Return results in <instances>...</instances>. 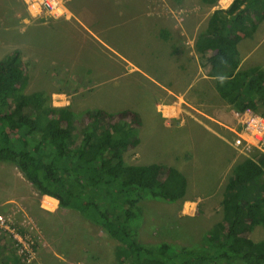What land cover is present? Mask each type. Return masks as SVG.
<instances>
[{
  "label": "trees",
  "instance_id": "obj_1",
  "mask_svg": "<svg viewBox=\"0 0 264 264\" xmlns=\"http://www.w3.org/2000/svg\"><path fill=\"white\" fill-rule=\"evenodd\" d=\"M208 7L214 6L217 0H202ZM243 5V8H240ZM264 0H234L227 9L215 8L206 13L207 7L202 11L200 18L185 20L194 33V44H190L185 34L175 33V42L171 47L181 51L185 58L182 60V72L188 73L197 67V57L190 54L194 51L199 55L208 50L214 51L209 58L211 65L210 75L223 77L235 68L227 63L230 35L236 26L243 20L248 23L251 18L256 17L257 21L264 18L262 9ZM244 12L248 16H244ZM250 16V17H249ZM195 26L199 27L195 30ZM256 24H251L255 30ZM245 34L246 31H243ZM169 35L172 33L168 32ZM19 51L5 55L0 60V162H12L25 176L35 185L39 193L57 195L61 198V205L73 207L81 211L90 221L100 226L104 232L117 241L125 244L124 248L117 250L119 264H203L215 263L220 259L228 261H240L243 264H264V239L254 241L247 238L244 233L251 231L255 226L261 225L264 228V196L261 192H250L257 177L264 174V155L253 158V162L247 160L235 168L232 177L225 188L223 204V217L204 236L201 244L178 247L169 242H158L141 246L130 235L126 225L131 220V211L125 209L124 200L130 194V190H145L147 199L166 200L169 195H180L184 190V179L175 170L170 168L166 179L163 182L149 172H158L159 167L151 165L147 167H129L123 165L122 150L124 146H117L124 142L113 140L108 131L102 132L101 139L91 142L89 138L81 139L78 149L73 155H79V161L73 170L81 179L71 182L62 181L61 175L65 172L55 173L57 169H65L58 158L48 160L42 172L45 174L34 175L41 164L36 163L38 151L32 147H21L13 149L14 145H22L17 140L8 138L4 131L21 128L23 139L37 136L45 139L56 134L55 120L47 116L49 114L63 115L61 123L65 124V131L70 136V129L75 115L67 107L54 108L43 101L42 93L32 92L21 94L26 83V76L23 74L20 62ZM234 55L236 49L234 46ZM228 68L230 71H228ZM237 74L222 86L223 80H216L217 90L222 98L230 102L236 99H248L253 103V97L264 105V89L256 87L252 79L264 80V71L257 69L237 70ZM47 111L46 114L39 113V110ZM34 112V115L26 113ZM20 123L22 126H19ZM92 132H88L90 137ZM93 136H97L96 133ZM71 142V149L72 150ZM59 162V163H58ZM134 168V169H131ZM86 184L94 187L95 192H88L85 196L84 190L78 189L79 195H72L69 186H80L83 189ZM107 188V195L99 190ZM58 189L67 190L70 199L74 202L63 200ZM256 191H264L263 184H256ZM86 201L88 205L86 204ZM254 226V227H253ZM254 230V229H253ZM17 263V259L8 258L3 264Z\"/></svg>",
  "mask_w": 264,
  "mask_h": 264
},
{
  "label": "clouds",
  "instance_id": "obj_2",
  "mask_svg": "<svg viewBox=\"0 0 264 264\" xmlns=\"http://www.w3.org/2000/svg\"><path fill=\"white\" fill-rule=\"evenodd\" d=\"M165 5L163 8L164 13L167 17V23H171L172 25L176 22L175 19L171 20L168 17H176L177 21L184 25V28L188 31V33L183 31L187 37L188 35L192 34V37H189L188 41L190 44H194L195 35L192 33L191 27L188 23H186L185 19L188 18L190 13L197 12V18H200L202 15V11L205 7H207L206 13L213 11L215 8L221 9H228L230 5L233 3L234 0H217L214 6L208 7L206 6L202 0V4H192V5H183L177 4L179 0H165ZM188 1V0H185ZM30 2L32 0H22V7L19 13L15 15V21L21 28L24 29L25 34L30 28H36L37 30L41 27H37V23L42 21L43 18H51V19H68L72 17L71 10L68 7V0H61L62 7H60V13L55 16L52 15L49 10L44 8L40 10L38 13V9H34ZM240 8H243L241 5ZM70 10V12H69ZM183 12V14L181 13ZM264 13V8L262 9ZM245 17L248 16V13L244 12L243 14ZM250 17V16H249ZM257 17V16H256ZM256 17H250L251 20L248 23L243 22L246 20L241 21L232 34L230 35V44L228 49V59L227 63L235 68V71H230V74H226L223 77H216L210 75L211 65L209 63V58L214 55V51L208 50L204 54L199 55L194 51H190V54H195L197 57V67L195 70H189L190 75L188 79H194V84L199 86L200 83L210 84L213 82L214 84V93L217 99L222 104H227V111L230 114V121L229 125H223L226 128L225 134H223V142L227 145L226 151L224 150V154L219 161V164L214 166L210 164H203L201 161V156L206 152H211V149L202 148L199 150H186L185 156L181 159L177 158V164H141L139 162V156L137 154V148L141 145V133L138 132L141 126V117L139 116L138 112L144 106L136 108V110H131L127 108H121L117 110L107 111L102 107H95L94 105L89 104V98L85 97L82 94V97L79 99H75V105L73 104V100L69 102L68 95L66 98L65 93L61 94L58 91L52 92V102L49 99L44 97L43 90H35L34 92H41L43 96V101L54 108H61L67 107L70 111H72L75 115V118L72 122V128L70 129V136L65 131L64 127L65 124L61 123V119L64 117L63 115L49 114V118L54 121L55 120V129L56 134L53 135L51 138L47 137L45 139L37 136L36 138L31 139L32 137H28L27 140L23 139L21 144L22 145H14L12 148L17 150L19 147H32L33 149L38 151V157L41 154H48L47 159L43 162H39L36 160V163L42 165V167H38L34 175L42 174L41 170L45 167L48 160L51 158H58L60 164L65 166V169H57L55 173L65 172L61 175L62 181L71 182L73 180L79 181L81 178L75 174V178L73 174L74 168L79 161V155H73V151L78 149L81 139L89 138L91 142H95L102 137L103 131H108L113 140L118 141L121 137H124V142H119L117 146H124L122 150V158L121 161L123 165H127L129 167H147L151 165H156L159 167L158 172H149L150 174L154 175L158 181L163 182L170 170H175L179 173L184 179V190L183 193L180 195L171 194L166 200H157V199H147L145 196V190L147 189H140V190H130V194L124 200V207L131 211V220L128 221L126 227L129 230L130 235L139 243L141 246L146 247L151 244H155L158 242H168L166 240H159L154 242H147L144 241L141 237H139V225L143 223L145 213L142 204L140 201L142 199L149 200L155 203H176L179 202L182 205L180 213L186 215L188 217H193L196 211H203L202 208H197L199 202H202L206 206H216L220 202L221 206V217L219 220L214 221L206 233L202 236L199 241H194L189 244H179L176 242H169L171 244L177 245L178 247H185V246H192L201 244L205 235L216 225L218 222H221L223 217V204L225 198V188L228 181L234 177L235 168L242 165L247 160L253 162V158L257 157L258 155H264V105L260 104V101L253 97V103L256 105L255 107L252 104L248 103V99H236L233 102H230L227 98H222L217 90L216 80L220 79L223 80L222 86L229 80H232L234 76L237 74V70H247V69H257L264 71V48L260 49V46L264 44V18L257 21ZM251 24H256L255 30L251 29ZM195 30L199 27L195 26ZM170 25L166 24L165 27L160 29L158 37H160V41L163 44L171 43L175 37L169 35L168 32L172 33ZM243 31H246L245 34ZM12 33V31H9ZM2 45H0L1 47ZM234 46L236 49V55H234ZM15 48L14 50L17 51ZM6 51V50H5ZM2 52V51H1ZM7 52V51H6ZM4 54H6L3 50ZM3 54V55H4ZM1 55V57L3 56ZM36 64V63H35ZM36 68V66H35ZM62 68L53 67L49 73V78L43 76L40 80H51V75L54 72L57 73L56 77L58 80L64 83L65 80H75L74 78H69L68 74L72 71L74 74L78 76V82L76 83V88L81 93L88 91V86H84V88H78L77 86L81 82V77L76 72L75 69H71L68 72L61 71ZM127 71V69H126ZM23 72V70H22ZM24 74V72H23ZM92 71L88 69V74L86 79L87 80H117L120 77L118 74L117 77L110 79L105 78L103 76H91ZM25 75V74H24ZM55 75V74H54ZM26 76V75H25ZM123 78V77H122ZM27 80V76H26ZM88 81L85 82L87 84ZM206 82V83H205ZM253 84L256 87H260L264 89V80H257L252 79ZM25 87V85H24ZM20 89V93L22 94V90ZM201 87V86H200ZM43 88V87H42ZM67 88V85H66ZM45 91V90H44ZM67 92V91H66ZM113 93L110 90H106L104 93L95 94L93 100L96 102L103 101V98L109 94ZM25 94V93H23ZM57 95V97H56ZM150 99V98H149ZM148 99V100H149ZM148 103V102H147ZM153 106L159 114L160 123L165 126L166 120H163L165 115L163 114L164 105L157 107V99L153 101ZM84 111L79 112V110L83 109ZM26 113L33 115L34 112L26 111ZM82 115L88 118V122L82 126V129H76L77 121L82 118ZM105 118H117L116 122H105ZM173 122L170 125H166V128H172ZM88 132H92V135L89 137ZM138 133V136H135V133ZM96 133L97 136H93ZM3 134H6L8 138H13L12 136V129L10 131H4ZM83 137V138H82ZM9 140V139H8ZM19 142V140H17ZM71 142L72 150L71 149ZM248 144H251V147L248 148ZM136 148V149H134ZM130 149L131 153L133 154L132 160L126 158V162L124 160V152ZM200 157V159H199ZM183 161H193V165H187L185 167L182 166ZM58 162V163H59ZM12 163V162H11ZM17 169L18 167L12 163ZM134 169V168H131ZM231 169V171H230ZM136 170V169H134ZM18 171L23 175L27 180V189L31 190L33 193L37 194V202H38V209L45 212L47 215L44 217H38L37 215L33 218H29L23 212V218L18 222L15 221L14 215L5 216L6 222L8 224V229H5L9 233L10 241L12 245L4 248L12 252L11 259H17L16 264H31L32 262H37L39 264H43L45 260V254L48 252L46 248L51 246L44 243V238L49 240H53L54 237H74L77 243V254H78V263L81 264H102L100 261H103V264H119L117 258V250L119 248H124L125 244L122 241H117L114 238H111L107 235L103 229L94 224L90 221L81 211L76 210L73 207L63 206L61 205V198L57 195H50L46 193H39L38 188L33 185V183L25 176V174L18 169ZM137 171V170H136ZM202 171L204 173H209L214 175L213 177H204L199 178L197 177V173ZM45 174V173H44ZM228 174V175H227ZM220 175H224L222 179L227 180L224 184L221 191H214L218 188L217 181L220 179ZM227 176V177H226ZM49 176L45 174V179H48ZM71 178H73L71 180ZM188 178V179H187ZM205 180V181H213V183L207 187L211 192H214L212 199L203 198L201 197L200 193H196V182L197 180ZM71 180V181H70ZM189 181V182H188ZM264 181V174L261 173L256 181L252 183V186H249V191L251 192L252 189L254 192H261L264 196V191H256L254 189L256 184H263ZM21 187L26 190L24 183L22 182ZM69 189H72V192H69L72 195H79L78 189L84 190L85 196L88 192H95L96 190L94 187H90L86 184V187L83 189L80 186H69ZM107 188L99 190L100 192L107 195L106 192ZM148 191V190H147ZM60 193L63 200H67L70 202H74L75 199H70L68 196L70 194L67 190L58 189L56 191ZM66 193L67 196L64 197L63 193ZM226 194V193H225ZM88 205L87 201L86 204ZM62 210H69L67 218L64 219L62 216ZM2 215V214H0ZM4 216V215H3ZM70 216L74 217L73 221H70ZM194 222H190L192 219H196ZM179 220H186L187 224H193L200 219V216L193 217V218H178ZM27 222L28 229L25 228L24 223ZM186 224V226H187ZM175 226L178 225L175 223ZM186 226L184 228V232L186 230ZM98 228V232L93 233V228ZM254 227V226H253ZM12 229V231H11ZM254 229V230H253ZM251 231L245 232L244 235L249 238L253 239L254 241H258L264 239V237L257 238V235L262 236L264 232V228L261 225L255 226ZM103 236H100L102 235ZM17 235V236H16ZM101 237L106 241L107 244H112V250L110 251L109 255L106 258H102V250L95 246L96 239ZM2 249V250H4ZM39 250L42 252L39 254ZM1 251V250H0ZM8 259V258H7ZM6 259V260H7ZM5 260V261H6ZM4 261V262H5ZM3 262V263H4ZM0 263V264H3ZM203 264H243L240 261H228L225 259H220L215 263H203Z\"/></svg>",
  "mask_w": 264,
  "mask_h": 264
},
{
  "label": "crops",
  "instance_id": "obj_3",
  "mask_svg": "<svg viewBox=\"0 0 264 264\" xmlns=\"http://www.w3.org/2000/svg\"><path fill=\"white\" fill-rule=\"evenodd\" d=\"M200 0H179L177 4L192 5L202 4ZM165 0H68V7L72 17L68 19L43 18L37 23L36 28H30L28 44L30 49L25 53L36 57L35 63L44 59L50 60L49 68H62L61 71L76 69L80 63L85 64L92 71L91 76H103L113 79L120 74L124 80H145L143 78H130V72L138 70L144 74L153 87L148 86L150 92L148 103L138 112L141 117V145L137 148L139 162L141 164H164L155 156L161 149L166 148V143L172 145L176 151L175 157L181 159L186 150L211 149L201 156L206 164L218 165L226 151L227 145L223 142V134L229 125L230 114L227 104H222L214 93V84L201 86L198 91L195 80H189V73L182 72V60L185 55L171 47L175 39L168 44H159L160 29L166 24L170 25L172 34L183 32V25L176 17H168L176 22L167 23L166 14L163 11ZM22 8V0H0V43H4L6 32L12 31V42L16 45L22 42L21 26L15 21V15ZM69 10V12H70ZM183 14V12L181 11ZM197 12L190 13L185 20L196 19ZM123 25V27H122ZM3 34H2V33ZM172 35V36H173ZM2 36V37H1ZM133 37L145 38L142 47L133 45ZM175 37V36H173ZM3 38V39H2ZM54 46H48L53 44ZM119 42L126 47L119 49ZM17 48L22 49L19 45ZM143 58L151 61H162L170 66L165 72L169 73V80H155L142 70V66L130 57V52H141ZM7 53L6 51H4ZM4 53L0 50L1 55ZM37 67V63L35 64ZM146 68H148L146 66ZM127 69V71H126ZM57 75L56 72H54ZM44 77L49 78V75ZM69 78L79 80L72 71ZM43 77H41L42 79ZM176 79V80H174ZM87 80V79H85ZM132 86L127 82V89ZM194 91L192 94L191 91ZM157 99V107L164 105L163 120L165 126L160 123L158 112L153 106ZM137 105L133 103L136 110ZM173 122L172 128H166ZM160 132L158 138L155 134ZM136 149V148H134ZM216 149V151H214ZM48 154H41L36 160L43 162ZM200 159V157H199ZM178 162L173 160V163ZM193 165V161H183L182 166ZM41 173L44 174L45 172ZM12 181L25 185V192L19 194L15 200L10 196L0 193V214L4 216L14 215V220L23 218V212L29 218L44 217L47 214L38 209L37 194L27 189V180L11 162H0V182ZM188 179V178H187ZM69 210H62V216L67 218ZM6 212V213H4ZM28 229L27 222L24 223ZM44 243L51 246L46 248L43 264H74L78 263L77 243L74 237H54L53 240L44 238ZM12 245L9 233L0 227V250ZM42 252L39 250V254ZM8 264H12L10 261Z\"/></svg>",
  "mask_w": 264,
  "mask_h": 264
},
{
  "label": "rangeland",
  "instance_id": "obj_4",
  "mask_svg": "<svg viewBox=\"0 0 264 264\" xmlns=\"http://www.w3.org/2000/svg\"><path fill=\"white\" fill-rule=\"evenodd\" d=\"M23 9V7H22ZM264 24V22L262 23ZM123 27V25H122ZM1 31V30H0ZM183 31L188 33V31L184 28L183 25ZM22 32H24V29H22ZM2 33V32H1ZM30 31L28 30L25 34L22 35V42L13 45L12 42V33L6 32V37L4 43H0L2 45L0 47V50L3 52V50L7 51L6 54H4L1 59L5 55H9L13 53L15 48L17 46L21 45L22 49H16L19 53V62L21 69L23 70L24 74L27 76V80L25 83V87L22 90V93H32L35 90L42 91L43 89V96L49 99L50 102H52V92L58 91L61 94H64L66 98L68 95L69 102L73 100V104L75 105V99H79L83 96L90 97L89 98V104L94 105L95 107H102L107 111L117 110L121 108H127L134 110L133 103L137 105L136 108L142 107L147 104L149 99L150 92L147 90L148 86L153 87V83L149 82L147 77L144 74H141L138 70L130 72L128 77L130 78H143L145 80H124L125 77L119 78L117 80H85L88 74V69L85 64L80 63V65L75 69L76 72L81 77V82L77 86L78 88H86L88 86V91H85L84 93H81L76 88V83L78 80H65L64 83L61 82V80H58L56 75H51V80H40L41 77L45 76L46 74L49 75L51 71V67L49 68L46 66L47 64H50V60L44 61V59L36 62L37 67L35 68V56L33 55H27L25 53L30 49V45L28 44V37H29ZM3 34V33H2ZM173 35V34H172ZM2 37V36H1ZM3 39V38H2ZM145 38L143 37H133L131 39L132 46H140L142 47L144 43ZM55 39H53V44L48 46H54ZM159 44L162 45V42L159 41ZM126 46L119 42L118 48L123 49ZM264 48V44L260 46V49ZM139 53H132L130 52V57L133 61H136L139 65H141L143 68L142 70L148 74L152 79L155 80H169V73L165 72L169 68H171L168 65H165L162 61H151V60H145L143 58V54ZM0 59V60H1ZM146 66L148 68H146ZM176 80V79H174ZM194 80V79H189ZM87 84H85V82ZM127 82H130L132 86H129L127 89L126 84ZM206 83V82H205ZM199 86H197L198 91L201 89L200 86H205V84L199 81ZM67 85V88H66ZM43 87V88H42ZM106 90H110L113 93L105 96L103 98V101L96 102L93 100V97L95 94L104 93ZM67 91V92H66ZM192 94L194 91H191ZM57 97V95H56ZM84 111V108L79 110V112ZM39 113L46 114L47 111L41 109L39 110ZM34 115V113H33ZM49 118V115L47 116ZM116 122L117 118H105V122ZM88 122V118L82 115V118L77 121L76 129H82V126L85 125ZM19 126H22L20 123H18ZM19 130L12 129V139L19 140V143L22 142L23 138H25L22 135V132ZM135 136H138L137 132H134ZM158 138L160 137V132L155 134ZM164 136L162 137V141L160 143H163L166 148L161 149L158 153H155V156L161 159L164 163L173 162V160H177L178 157H175L176 151L173 150L172 145L164 142ZM216 151V149H214ZM124 160L126 162V158L129 160H132L133 154L131 153L130 149L126 150L123 154ZM203 164H206V161H201ZM127 163V162H126ZM231 171V169H230ZM228 175V174H227ZM199 178L204 177H213L214 175L209 173H204L202 171H199L196 175ZM224 175H220V179L217 181L218 188L217 190H214L216 192L221 191L224 184L227 182L226 178L222 179ZM227 177V176H226ZM189 182V181H188ZM213 181H205V180H197L196 182V193H200L201 197L212 199V196L214 195V192H211L207 187H209ZM0 193H2L4 196H10L15 197L13 199L17 200L19 199V194L24 193V189L21 187L20 184L14 183L12 181H3L0 182ZM64 197L67 196V194L63 193ZM2 199V198H1ZM0 199V200H1ZM140 204H142L145 217L143 220V223L139 225V237H141L144 241L147 242H154L159 240H166L168 242H176L179 244H189L194 241H199L202 236L206 233V231L209 229L210 225L214 222L220 219L221 217V206L220 202L212 207V206H206L202 202H199L197 205V208H202L203 211L199 212L196 211L194 213L193 217L200 216V219L193 223V224H187L186 220H179L178 218L186 217V218H193L188 217L186 215H183L180 213V210L182 208V205L179 202L174 203H155L149 200L142 199L140 201ZM6 213V212H4ZM74 217L70 216V221H73ZM196 219L190 220V222L196 221ZM175 223L178 225L175 226ZM187 224V226H186ZM186 226V230L184 232V228ZM98 232V228H93V233L96 234ZM100 236H103L100 235ZM257 238L264 237V232L262 236L257 235ZM101 237L96 239L95 246L102 250V258H106L110 251L112 250V244H107L105 240L100 239ZM12 252L8 250H1L0 251V263H3L7 258L11 257ZM103 264V261H100ZM31 264H39L37 262H32ZM68 264V263H67ZM74 264H81V263H74ZM98 264V263H97Z\"/></svg>",
  "mask_w": 264,
  "mask_h": 264
},
{
  "label": "built area",
  "instance_id": "obj_5",
  "mask_svg": "<svg viewBox=\"0 0 264 264\" xmlns=\"http://www.w3.org/2000/svg\"><path fill=\"white\" fill-rule=\"evenodd\" d=\"M30 4L35 10L40 8L37 10L38 13L40 10H43L44 8H46L47 10H49V12L52 15H55V16H57L60 13V7H62L61 0H32ZM250 147H251V144H248V148ZM0 227L6 228V229L9 228L6 222V218L3 215H0Z\"/></svg>",
  "mask_w": 264,
  "mask_h": 264
}]
</instances>
